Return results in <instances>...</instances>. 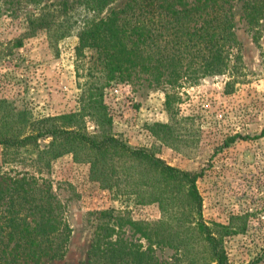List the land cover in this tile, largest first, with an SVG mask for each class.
Segmentation results:
<instances>
[{"label": "rangeland", "instance_id": "1", "mask_svg": "<svg viewBox=\"0 0 264 264\" xmlns=\"http://www.w3.org/2000/svg\"><path fill=\"white\" fill-rule=\"evenodd\" d=\"M41 1L0 0V227L13 211L8 190L27 178L37 193L56 197L72 228L65 256L40 264H86L100 222L146 248L139 226L159 221L175 238L202 222L221 232L227 264H264V22L250 31L236 5L234 83V72L178 85L139 73L109 80L97 49L80 56L76 47L86 25L129 0L90 13L86 0ZM108 135L121 143L103 150L113 164L94 169L83 136ZM153 157L197 173L200 210L191 209L187 184L173 182ZM179 245H154L155 254L164 264H188ZM193 252L197 264H218L203 249Z\"/></svg>", "mask_w": 264, "mask_h": 264}, {"label": "trees", "instance_id": "2", "mask_svg": "<svg viewBox=\"0 0 264 264\" xmlns=\"http://www.w3.org/2000/svg\"><path fill=\"white\" fill-rule=\"evenodd\" d=\"M34 1L42 3L41 0ZM112 1L86 0L83 5L90 13L102 10ZM238 4L243 11L241 20L246 22L250 31L257 30V33L264 22V0H129L106 17L86 25L79 35L77 54L83 55L87 47L97 49L109 80L132 77L134 73L147 74L156 83L174 85L234 72L231 75L233 78L237 72L233 60L238 59L234 49L240 45L236 33L235 9ZM235 81L234 77L232 83ZM170 97L168 95L167 106L172 103ZM64 132L53 130L54 135H63ZM31 138L27 136L23 141L28 143ZM83 142L95 150L89 151L91 158L94 156L90 160L94 169L112 165L113 161L103 150L114 143L121 144L112 135L99 140L83 136ZM124 149L134 157L143 154L140 149L126 146ZM60 154L62 151L54 157ZM153 160L152 164L164 170L173 182L187 184L191 209L200 210L201 197L195 183L197 173L169 165L158 157H153ZM13 187L8 190L13 211L11 214L9 211L4 226L0 227V234L3 235L0 238V264H40L46 259L63 258L70 245L72 228L60 213L62 204L59 201L55 203L56 197L48 190L40 189L43 194L37 193L27 178L16 179ZM18 208L30 212V215L21 217ZM115 219L121 223V219L126 218ZM126 220L134 227L144 225ZM166 224L159 221L139 226L141 236L150 242L144 248L142 243L119 235L120 230L116 232L118 226L112 229L100 222L88 250L86 264H164L155 254L154 245L172 243L174 246L175 242L180 244L177 247L179 250L182 248L179 259L188 257V264L198 262L197 258L191 257L196 247L210 253L218 264H227L225 252L220 246L221 232L210 231L202 222L190 223L184 238H175L178 233L170 223L168 228ZM5 229L6 233L2 234ZM106 230L112 234L116 232L117 237L106 236ZM178 240L181 242L178 243Z\"/></svg>", "mask_w": 264, "mask_h": 264}]
</instances>
